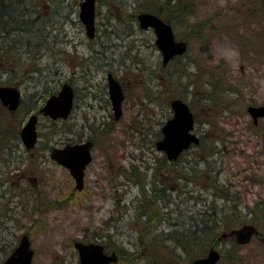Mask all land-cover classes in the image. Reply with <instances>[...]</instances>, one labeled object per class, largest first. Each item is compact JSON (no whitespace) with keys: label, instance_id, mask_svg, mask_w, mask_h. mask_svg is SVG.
Instances as JSON below:
<instances>
[{"label":"rangeland","instance_id":"1","mask_svg":"<svg viewBox=\"0 0 264 264\" xmlns=\"http://www.w3.org/2000/svg\"><path fill=\"white\" fill-rule=\"evenodd\" d=\"M73 1L75 2L63 3L67 8L61 10L62 15L55 17L56 20L52 19L53 22L62 24L61 29L53 33V38L57 35L59 40L58 47L55 48L54 45L52 51L41 54V69L34 79L29 77L30 79L22 80L24 83L18 84L25 94L24 109L17 114L7 115L0 103L1 135L5 136L6 131L11 128L13 134L8 137L11 142L9 144H12L11 148H18L14 134L19 133L25 124L27 109L38 102L44 103L45 98L50 97V92H57L73 71L82 75L83 73L79 72L85 66L87 72L84 74V80L87 90L90 91L92 85L97 86L93 94L98 97L96 102L103 100L104 109L99 106L98 109L101 110L97 112L92 110L85 115V112H80L77 122L85 123L86 118L96 115L99 117L98 121L108 123L109 126L107 132L98 136L94 134L99 146L93 150L94 161L87 170L86 189L83 194L76 193L74 199L70 190L63 191L60 187L64 186L63 182L69 178L68 174L63 168L50 162L48 153L42 150L43 146H62L66 143L63 130H68L69 126L65 122L54 123L43 118L41 144L39 154L36 151L35 158L29 154L26 160L20 163L13 157V163L8 165L1 160L0 155V176L7 177L10 181L7 184L8 192L0 199V264L17 248L26 234L30 237L34 250L32 264H62L64 260H58L57 254L70 249L69 242L82 237L84 229L89 228L90 234L93 235L106 219V232L114 235L118 233L121 236L119 240H122V249L144 252L142 257L128 259L124 264H154L156 260L158 264L171 261L187 264L192 259L190 253L183 249H174L177 246L178 234H173L172 240L168 235H172L177 228L173 227L176 222L187 224L181 229L184 232L193 226V219L200 222L205 218L203 215L211 212L208 210H211L220 187L211 186L214 182L212 176H208L203 180L204 189L201 191L206 201L195 200L199 198V194L194 191L189 194L181 193L179 187L183 186V181L180 178H165L164 173H154V158L161 156L155 143L162 138L161 130L172 117L173 113L168 106L170 101L185 98L197 120L194 132L203 136L204 149H207L209 159L213 161L215 153L218 154L216 150L223 149L220 155L224 157L226 166L221 177L227 179V156H230L228 147L233 138L232 134H235L238 146L242 148L250 134V131L245 129L246 124L252 122L247 111L248 106L264 105L263 0H187L183 4V14L172 26L177 39L189 43V50L185 55L172 60L166 68L162 65L161 52L155 45L156 37L153 31L140 30L136 23L127 20L130 15L144 11L142 9H145L147 3L152 2V5L155 1L99 0L96 5L97 38L93 40L87 37L85 27L80 22V3L76 8L77 0ZM47 5L45 9L51 11V4ZM67 12L71 19L63 18ZM74 60L80 66L75 67L77 63ZM14 63V68L22 71L21 63L17 59ZM110 72L126 85L127 95L123 116L119 122L115 121V124H112L113 113L104 95L106 77ZM10 76L11 73L5 72L1 67L0 85L12 83L14 79ZM18 79L16 75L15 80ZM100 90L102 94L98 95ZM90 99L95 101L93 96H90ZM81 134L83 139H88V133ZM19 148L23 149L22 146ZM142 152L150 155L151 164L154 165L147 173L146 167L136 162L140 160ZM197 152L195 146L184 156L192 159L197 156ZM18 155L19 152H13V156ZM43 156L45 158H42ZM242 158L237 155L234 162L242 164ZM181 161L177 164L179 169ZM132 163L140 168L134 173L131 168L130 171L128 169L123 172L121 179L127 192L122 200L124 221L116 224L112 218L114 197L113 190L109 188V180L113 181L118 176L117 169L120 164L125 169ZM218 166L215 164V167L221 170ZM18 167L27 176L26 180L20 181L19 187L16 185L20 179ZM206 167L204 164V169ZM260 172L264 179V165ZM158 177L162 179L161 183L164 182L160 186L169 185L174 190L168 191L172 202L166 206L169 208L166 211L174 212L169 217L171 226L159 225L156 217L142 221L143 215L150 212L149 206L152 203L146 202L145 207L139 208L135 201L137 194L143 190L141 184L147 191L154 187V183L158 185ZM35 178L38 183L34 182ZM69 182L73 186V183ZM138 182L141 183L136 185ZM23 187L26 192L20 189ZM177 189L178 192L175 191ZM256 192L261 195L258 198L264 199V188L257 186ZM88 194L89 196H86ZM185 197L188 200H185ZM182 198L184 203L180 201ZM256 200L258 199L254 196L249 198L250 206H253ZM161 203L158 204L163 205ZM153 208L158 210L157 205ZM215 210L219 212L216 218H227L225 226L231 230L238 228L242 219L250 223L252 218H256L258 224H255L260 233L264 234V211H253L251 214L245 210L238 211L235 215L229 209H225L223 214L221 209ZM129 240L133 243L130 244ZM135 240L138 245H135ZM195 249L199 251H194V254L201 252L200 246H194ZM215 249L223 256L219 264H264L263 236L256 237L247 244L238 245L230 235L223 238Z\"/></svg>","mask_w":264,"mask_h":264},{"label":"flooded vegetation","instance_id":"2","mask_svg":"<svg viewBox=\"0 0 264 264\" xmlns=\"http://www.w3.org/2000/svg\"><path fill=\"white\" fill-rule=\"evenodd\" d=\"M143 12H149V11H141L139 13L141 14ZM149 13H151V12H149ZM135 15H136V20L132 21V22L136 23L140 30H144V31L152 30L153 33L155 34V31L152 28H149V29L141 28L140 21L138 18L139 14H135ZM155 15H157V14H155ZM157 16H159V15H157ZM159 17L161 19H163L161 16H159ZM163 20L166 21L165 19H163ZM167 23H169V22H167ZM85 31H86V28H85ZM97 31L98 30L96 29V35L93 38H90L87 35V32H86V35L90 40H93V39L97 38ZM155 37H156V34H155ZM155 45H156V38H155ZM94 51H96V50H94ZM96 54H98V52H96ZM161 56H162V54H161ZM170 63H171V61L166 66H164L163 57H162V65L164 68L168 67V65ZM76 66H80V65H75V67ZM85 68H86V66L84 68H82L81 72H79V73H83L82 75L73 71L72 74L70 75V77L68 78V80L66 82H64L63 84H61L62 86L57 92H55V91L50 92L51 93L50 97L54 96V95H58L65 83L69 84V86L71 87L70 113L66 119H63V118L53 119L50 116L46 115L44 112H42V110L46 107L47 101L49 100L50 97L47 99L45 98V100L43 101L44 103L40 104L38 102V103H36L35 106L32 105L31 108H28L27 111L25 112L26 117H27L26 122L23 125V127L21 128V131L19 133L16 132L14 134L15 138L17 139L15 144L18 145V148H15V147L11 148L12 144H9L10 141L8 140V137L11 134H13L9 124H8V126L10 129L8 131H6L4 138H0V150H1L0 155L2 158L1 160H3L6 164L10 165L11 163H13V157H14L15 160H18L20 163H23V161L26 160V157L29 154L31 157H34V158L37 156L36 151L37 152L39 151V147L41 144V142H40V140H41V134L40 133L41 132L40 131H41V121L43 120V118L51 120L54 123L65 122L66 125L69 126L68 130H66V131L63 130V134H64L65 139H66V143L62 146H60V145L43 146L42 150H43V152L48 153V155H49L48 159L50 162H52L53 164H55L58 167L63 168L65 170V173L68 174L69 178L65 179V182H63L64 186H60V187L63 189V191L65 189L67 191L70 190V194H71V197L73 199L75 198L76 193L77 194H83L84 190L86 189V183L85 182H86L87 170H88L89 166L92 164V162L94 161L93 150L95 151L99 146V142H97V140L95 139L94 134H96L98 136L101 133L107 132V127L109 126L108 123H102L101 121H98L99 117L96 115H94L93 118H86L85 123L77 122V118L79 117L80 112H85L84 115L86 113H88L89 111L92 112V110H96V112H97L98 110H101V109H98V107L104 105L103 100L100 102H96V98H98V97H96L93 94L95 89L97 88L96 85H92V89H89L90 91L87 90L86 82L84 80V78H85L84 74L87 72L85 70ZM110 75L113 77V79H115V81H117L119 83V85L121 86V89H122L123 96H124L123 101L121 103L122 115L120 116L119 119H117L116 112L114 109V103L112 100V95L110 92V80H109ZM20 77L21 76H19V78ZM10 78H11V76H10ZM24 80H26V78ZM19 82L24 83V81H22L20 79L19 81L13 80L12 83H7L6 85H0V87L1 86L13 87V88L20 91V103H19V106L15 110H11V108L9 106H7V107L4 106V111L6 112L7 115L8 114H17L21 110L24 109L23 106L26 103L25 94L21 89L22 87L20 88L18 86ZM106 83H107V85L105 87L106 91L104 92V95L108 99V103L110 104L111 110L113 113L112 116L110 115L111 119L114 118V121L112 122V124H115V121L119 122L123 116V106H124V103L127 99L126 85L121 80L116 78L115 75L111 72L107 74ZM11 84H13V85H11ZM161 86L165 89V86H163V85H161ZM165 90H167V89H165ZM46 93H48V91ZM100 94H102L101 90H100V93L98 92V95H100ZM90 96H93L95 101H92L90 99ZM41 100H42V98H41ZM173 100H171L170 104L168 105L173 114H172V117L167 122H169L174 117V111H173L172 106H171ZM182 100L185 103H187L189 105L190 109L192 110L190 104L187 102V99L183 98ZM0 103L2 104L1 100H0ZM252 106H254V105H249L247 108V111H248L249 107H252ZM258 106H264V105H258ZM103 107L104 106H102V109H104ZM105 108H107V106H105ZM248 114L250 115L252 122L247 123L245 129L250 131V134L248 136L249 139L246 141V143H244V146L242 148H240L238 146V140H237L235 134L234 133L232 134L233 138H231L232 140L230 141V146L228 147V149H229L228 154H230V156H227V157H229V161H228L229 162V165H228L229 175H228L227 179H223L221 177V173L225 172L224 169L226 166L225 161H224V157L220 155L223 153V149L216 150L218 152V154L215 153V155L213 157V161L210 160L208 157L209 154H207V156H205V154L203 153V147H200L204 142V138H203V136H198L197 134H195V132H194L195 127H194L193 132L197 137L200 138V143L199 144H193L189 148V150H190L191 148L196 146V148L198 149V152L196 153L197 156L192 158L191 162H188L187 161L188 157L184 156L189 151L188 149L183 151L182 154L175 160L169 159L168 155L165 151L158 149V143L164 139V134H163V131L161 130L162 138L155 143L156 150L158 152H160L161 156L154 158L153 163L156 164V167L154 168V173L155 174L164 173L165 178L170 177L171 176L170 175L171 174V172H170L171 171V164L177 163L178 161H181V159H182V161L180 163V167L182 168V172L180 173V175H181L180 179H181V181H183V186L179 187L181 193H185V194L188 193L189 194V193H193V191H194L195 193L199 194V198H196L195 200H198L199 202H203L205 200V197L203 196V193L201 192L204 189L203 180L205 178H207L208 176L209 177L212 176L211 178L213 179L214 183H211V186L217 185L218 187H220L219 188V190H220L219 194L217 196L214 195V196H216V198L214 197V202H213L214 209H224V210L229 209L235 215L238 213V211H245V210L250 211L251 214L253 211H264V199L258 198V196H261V195L258 194V192H256L257 186H260V189L264 188V179H263V177H261V172H260L263 168V165H264V122H262V121H264V118H260L258 121H255L253 119V117L251 116V114L249 113V111H248ZM33 115L37 116V124H36L37 141L33 147L28 148L27 144L25 143V141L23 139L22 131H23L24 127L27 125L30 117ZM195 120H196V118H195ZM167 122L164 124V126L167 124ZM196 124H197V120H196L195 126H196ZM233 130L236 131L235 128H233ZM81 133H84L85 135H86V133H88V135H87L88 139H83L81 137V135H82ZM85 145H89V155L91 156L90 157L91 159L87 163V165L84 169L83 186H82V188H79L77 180L75 179L74 174L72 173L71 169L60 164L59 161L53 157V153L55 150H63L66 147L76 148V147H83ZM2 146L4 148H2ZM19 146H22L24 150L22 148H19ZM13 152H15V153L19 152V155L13 156ZM119 152H120V150H119ZM212 152H214V149H212ZM240 152H242V154H239ZM246 153H249V154H246ZM38 154H39V152H38ZM237 155L238 156L241 155L243 157L242 158L243 159L242 164H236V162H234V161H236L235 158ZM140 157H141L140 160H136V162H140L143 167H146L145 171L147 173L149 169L154 167L153 163L151 164L150 155L149 154L147 155L145 152H142ZM42 158H45V156H43ZM204 158H206V161ZM121 159H122V154H120V157H119L120 161H121ZM204 164H206V166H207L206 169H204ZM215 164H218L219 165L218 168L221 170H218L215 167ZM230 164H231V166H230ZM130 168L134 173L137 169L140 168V166H136L132 163L128 168L124 169V167H122V164H120V166L117 169V171H119L118 176L113 181L111 179L109 180V185H110L109 188L111 189V191L113 190V197H114V204H113V208H112V211H113L112 213H114V214H113L112 218L114 219L116 224L124 221V219H123L124 215H123V211H122L123 210L122 200L125 199V195L127 192H126V190H124L125 186H124V182L121 179V177L123 175L124 170L127 171L129 169L128 171H130ZM162 168L164 169V172H162ZM18 170H19L18 173L20 175L18 178H20V179H19V183H16V185L19 187L20 181L23 179L26 180L27 176H26V173H24L20 167H18ZM205 170H206V172H205ZM8 179L9 178H7V177H1L0 176V199L2 198V196H5V194L8 192L9 186L7 184H9V182H10V181H8ZM158 180L159 181L157 183L159 186L164 183L163 181H162L163 183H161L162 179L159 177H158ZM60 181H64V180H60ZM69 181H71V183H73V186L70 185ZM34 182L38 183V179L35 178ZM140 183L141 182H138V183H136V185L137 184L139 185ZM158 185H156L154 183V187H151L149 190L145 191L144 190L145 188H143V186L141 184V187L143 190L139 194H137L135 201L137 202L139 208L145 207L144 204L146 202L152 203V205L149 206V210L153 209V212H154L153 217H156V219L159 220V222H160L159 225L165 224V225L171 226V220L169 219V217H171V214L174 212L171 210L166 211L167 209H169L166 206H168V204L172 202L169 199V195H168L169 192L168 191L170 190L172 192L173 188L169 187V185H165L164 187L163 186L157 187ZM10 187H11V184H10ZM88 188L90 191L92 190V188L90 186ZM20 189L23 190L24 192H26L24 187L20 188ZM175 191L178 192V189ZM23 195H24V193L22 194V196ZM86 196H89V194ZM253 196L258 200H256L254 202L253 206H250L248 199L253 197ZM185 200H188V198L185 197ZM180 201L182 203H184V198H182ZM161 202L163 203V205L165 206L166 209H163L164 208L163 205L158 204ZM25 204H27V202ZM155 205H157L158 210H156V208H153V206H155ZM152 213L148 212V214H144L143 215L144 218H142V221H144V222L148 221L150 219L149 214H152ZM250 216L251 215H249V217ZM153 217H151V218H153ZM250 219H249V221H250ZM251 222H253V223H251ZM251 222L249 223L248 221L242 219L241 225L238 228H235V230L241 229L242 227L248 226V225L249 226H255L258 229V227L256 225V224H258L256 218H255V220L252 218ZM176 224H177V222H176ZM106 226H107V219L104 220V222H102L99 230H97V232H95L93 235L90 234L91 230L89 228L84 229L83 230L84 234L82 235V237H80L74 241H70L69 242L70 243V249L57 254L58 256H56V258L62 262L64 260V262L62 264H82L81 251L77 248L78 243L83 244V245L94 244V245H97V246L102 248V251L97 250L95 252H92V251L84 252V253H87V254L94 257V259L91 258L89 260L90 264H100L102 261H104V260H100V258L104 259V257L112 259V260H110L109 264H124L125 262H128L130 259L142 257L144 252H140L138 250H124V249H122V245H120V241H122V240H119L121 236H119L118 233H117L118 235L107 233L106 229H105ZM115 226H117V225H115ZM260 236H263V240H264V234L260 233V231L258 229V234L253 235L250 242H252V240L254 238H256V237L259 238ZM231 237H233V239L236 241V243L238 245H244V244H239L237 242L236 236L231 235ZM135 242H136L135 245H138L137 240H135ZM129 243L132 244L133 241L129 240ZM12 253L13 252H10L7 255L4 262L7 260L8 257L11 256ZM219 253H220V260L217 264H219L223 259V256H222L220 251H219ZM5 256H6V254H5ZM152 256L153 255L151 254V257ZM196 259H198V258H196ZM190 263H188V264H190ZM154 264H158L157 260L154 261Z\"/></svg>","mask_w":264,"mask_h":264},{"label":"water","instance_id":"3","mask_svg":"<svg viewBox=\"0 0 264 264\" xmlns=\"http://www.w3.org/2000/svg\"><path fill=\"white\" fill-rule=\"evenodd\" d=\"M98 0H82L80 3L79 19L85 26L87 35L93 38L96 35V5ZM140 26L143 29L152 28L157 36L156 45L161 51L163 64L166 66L176 57L183 56L187 53L189 45L184 40H177L173 27L159 16L143 12L139 14ZM110 92L114 103V109L117 119L122 115L121 103L123 101V93L121 86L110 75ZM70 97L71 87L65 83L58 95L51 96L47 101L46 107L42 110L46 115L53 119H66L70 113ZM0 100L3 106H9L11 110H15L20 103V91L13 87H0ZM172 109L174 117L162 128L164 139L158 143V149L167 153L171 160L177 159L183 151L189 149L193 144H199L200 139L194 133L195 117L189 105L182 99L173 100ZM255 121L264 118V106L249 107L248 109ZM37 116L30 117L27 125L22 131V136L28 148L33 147L37 141ZM75 152V153H74ZM53 157L60 164L71 169L77 180L78 187L83 186L84 169L90 161L89 145L83 147L69 148L63 150H55ZM258 234L255 226H244L238 230H232L229 235L236 236L239 244H247L251 241L253 235ZM228 234L222 237L226 238ZM77 248L81 251L82 264H90L89 260L93 256L84 252L102 251V248L90 244L83 245L78 243ZM34 258V250L31 248V240L29 236L24 235L18 247L14 250L10 257L3 264H32ZM100 264H109V258H100ZM220 260L218 250L212 248L205 257L198 258L190 264H217Z\"/></svg>","mask_w":264,"mask_h":264},{"label":"trees","instance_id":"4","mask_svg":"<svg viewBox=\"0 0 264 264\" xmlns=\"http://www.w3.org/2000/svg\"><path fill=\"white\" fill-rule=\"evenodd\" d=\"M14 1L15 0H0V68L2 67L5 72L11 73V78L14 80L16 79V75L18 77L21 76L17 81H19L20 79L24 80L25 78L30 79L29 77H33L34 79V77L41 69L39 67V58L41 54L43 52L47 53L48 51H52L54 45L55 48H57L59 45L57 35H55L54 39L53 33L56 30L59 31L62 27V24L59 25L53 22L52 19L56 20L55 17L62 15L61 10H65L67 8L64 7L65 3H69V1H75L17 0L16 3ZM80 1L81 0L76 1V8L78 7ZM102 1L111 2L112 0ZM153 1H155L156 3L154 2L151 5L152 2H149L146 4L145 9H141L144 11L153 12L161 16L170 24H173V22H175L177 18H179L183 14V4H185L187 0ZM189 1L195 2V0ZM47 3L51 4L49 6V8H51V11L46 10L48 7ZM161 3L162 6H160ZM63 18L71 19L69 12L65 13ZM127 20L135 21L136 15H130L129 19ZM16 59L21 63L20 69L22 71L14 68V60ZM74 62L77 63L75 60ZM77 65H79V63H77ZM17 71H19V75ZM1 132L2 131L0 130V135ZM0 138H4V135H1ZM200 147H203V153L205 154V156H207V154L209 153L207 152V149H204V144H202ZM204 159L206 160V158ZM187 161L191 162L192 159H188ZM177 164L178 162L171 164L170 175L180 178L182 168H177ZM162 172H164L163 168ZM210 208L211 210L208 211L211 212L208 214L206 212L203 215L205 218H202L200 222L197 219L192 220L194 224L193 226L190 225L191 228H188L186 231L182 232L181 229L187 224L182 225L180 223H175L173 224V227L176 226L177 228L174 229L172 235H168L169 238L171 236L170 239L172 240L173 234H178L179 238L177 240V246L175 245L176 247L174 249H183L187 253H190L192 257L190 262L196 258L205 256L212 247L216 248L217 246H219L221 240L223 239L222 235L228 234V232H230L231 230L230 227L225 226L227 218H216V215L219 212L217 213L213 206ZM149 211L150 213H152L153 209ZM220 211L222 212V214L225 212L224 209H221ZM149 215L150 218L153 217L154 212ZM194 246H200L201 252L198 254H194V251H199L197 249L194 250ZM171 251L174 252L173 249H171ZM165 264L179 263L176 261H171L170 263Z\"/></svg>","mask_w":264,"mask_h":264}]
</instances>
